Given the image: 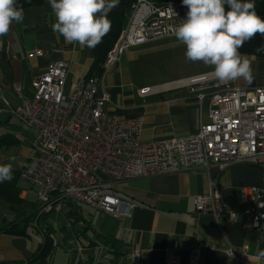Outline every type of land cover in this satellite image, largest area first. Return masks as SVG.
I'll list each match as a JSON object with an SVG mask.
<instances>
[{
    "label": "crops",
    "instance_id": "1",
    "mask_svg": "<svg viewBox=\"0 0 264 264\" xmlns=\"http://www.w3.org/2000/svg\"><path fill=\"white\" fill-rule=\"evenodd\" d=\"M24 11L23 23L13 22L8 34L0 37V164H13L14 178L8 182V192L19 201L14 205V211L0 199V228L18 223L25 216L32 215V220L37 209L33 189L19 178L20 171L37 155L34 133L20 123L13 110L22 98H32L33 77L41 74L50 63L68 62L66 92L71 91L77 79L91 73L93 63L91 49L77 43L69 44L52 31L55 17L48 0L26 7ZM127 49L101 78L98 91L103 90L109 96L105 107L109 115L140 118L142 143L191 135L200 123L209 121L208 101L205 99L199 107L195 96L186 88L174 86L176 80L151 86L136 82L132 72L133 57ZM241 54L249 58L254 79L250 84L238 79L234 85L244 89L264 86V55ZM143 87H149L151 91L140 96L138 90ZM261 180L260 166L236 162L222 170L198 165L178 172L114 183V193L134 206L129 217L114 219L110 216L118 221V227L106 235L113 241L112 249L116 248L115 253L106 256L111 261L109 264H131L133 249L140 251L139 264H166V248L175 242L178 244V262L175 264H188V249L197 245L200 247L197 264H259L257 258L264 253V227L251 228L249 216L238 215L232 221L230 213L246 208L240 203L241 191L259 186ZM210 182L219 187L224 204V214L219 219L193 210L195 197L205 194ZM80 206L82 204L70 201L40 217V223L45 225L56 245L51 264H70L77 260L83 264L84 257L95 256L98 248L95 240L103 239L104 235L100 236L98 227L87 220ZM23 212L24 216L19 218L18 213ZM75 215L80 217L81 223L72 224ZM53 218L58 222L53 224L55 231L58 230V238L48 225ZM60 222L63 224L59 225ZM31 223L27 224L28 234L0 232V264H28L41 241V236L32 232ZM80 224L84 225L85 232L82 238H76L74 232L81 230ZM84 240L86 245L83 246ZM245 247L251 257L241 259L226 253L228 249L238 252ZM75 250L80 257L77 260L72 257Z\"/></svg>",
    "mask_w": 264,
    "mask_h": 264
},
{
    "label": "built area",
    "instance_id": "2",
    "mask_svg": "<svg viewBox=\"0 0 264 264\" xmlns=\"http://www.w3.org/2000/svg\"><path fill=\"white\" fill-rule=\"evenodd\" d=\"M187 11L175 1L134 0L119 37L104 57L100 75L77 79L70 92L65 90L66 61L50 63L33 77L32 98H22L13 114L34 133L37 155L19 173L37 200L31 225L34 234L44 235L40 217L70 201L93 208L97 215L129 217L134 205L114 193L116 182L198 165L222 170L236 162L260 166L262 180L259 186L241 191L240 203L246 208L231 212L230 217L234 221L238 215L249 216L251 228L264 227V86L244 89L234 81L221 84L211 75L212 70L178 79L174 86L186 88L199 107L208 101L209 121L200 123L191 135L148 143L140 141L141 119L109 115L105 109L109 96L98 91L104 72L125 49L174 34ZM150 91L143 87L138 94L145 96ZM193 210L216 219L224 214L220 189L214 182L205 194L195 197ZM177 251L176 242L166 248V264L178 262ZM199 253V245L191 246L188 264H197ZM226 253L241 259L251 257L246 247ZM130 260L139 264L138 249L132 250ZM257 261L264 264V253Z\"/></svg>",
    "mask_w": 264,
    "mask_h": 264
},
{
    "label": "clouds",
    "instance_id": "3",
    "mask_svg": "<svg viewBox=\"0 0 264 264\" xmlns=\"http://www.w3.org/2000/svg\"><path fill=\"white\" fill-rule=\"evenodd\" d=\"M55 22L51 29L69 44L94 49L111 30L109 13L120 0H48ZM188 11L174 29L185 46V57L212 68L221 84L254 79L249 58L240 48L257 34L264 36V18L256 12L254 0H182ZM25 11L17 0H0V37L10 26L23 23ZM256 51L264 52V45ZM15 160V157L11 158ZM13 164H0V183L13 180Z\"/></svg>",
    "mask_w": 264,
    "mask_h": 264
},
{
    "label": "rangeland",
    "instance_id": "4",
    "mask_svg": "<svg viewBox=\"0 0 264 264\" xmlns=\"http://www.w3.org/2000/svg\"><path fill=\"white\" fill-rule=\"evenodd\" d=\"M171 2L175 0H164L163 2ZM162 1L159 3H163ZM179 2V1H175ZM156 3V2H155ZM182 3V2H179ZM183 4V3H182ZM125 25V24H124ZM124 27V26H123ZM127 52L133 57L132 60V72L136 82L152 85L157 83H163L166 81L177 80L186 78L188 75H195L207 71H211L212 68L204 65L202 62H191L186 59L185 46L182 45L175 37V34L163 36L158 39H153L152 41H147L138 45L130 46ZM19 204V202H18ZM66 204V203H64ZM82 212L87 220L98 227L100 231V236L108 235L113 229L118 227V221L113 220L110 216L102 214L98 217L95 212H93L89 207L82 204L80 206ZM79 209V208H78ZM37 210V209H36ZM36 213V212H35ZM97 215V216H94ZM24 216L23 213H18V217ZM68 218V217H67ZM61 220V218H56V220ZM31 220V219H30ZM32 221V220H31ZM30 221V222H31ZM40 222V221H39ZM58 223L57 221H49L48 225L54 230L55 237L58 238V230L55 231L53 224ZM74 222V220H72ZM63 223H59L62 225ZM83 224V223H82ZM32 225V223H31ZM84 226V225H83ZM80 224V233L75 231L77 237L83 236L81 232H85V229ZM44 233L47 232L45 225L41 226ZM78 228V227H77ZM49 233V232H48ZM102 238V237H101ZM42 239V237H41ZM97 244V250L95 251V256L84 257L81 262L83 264H109L111 261L107 259L106 256H111L112 254V240L109 238L97 239L95 240ZM54 243V241L52 240ZM85 240L83 246L85 244ZM86 245V244H85ZM54 246H56L54 244ZM71 246L68 244V247ZM72 257L75 259L79 257L78 252L72 251ZM105 262V263H104ZM58 264V263H57Z\"/></svg>",
    "mask_w": 264,
    "mask_h": 264
},
{
    "label": "trees",
    "instance_id": "5",
    "mask_svg": "<svg viewBox=\"0 0 264 264\" xmlns=\"http://www.w3.org/2000/svg\"><path fill=\"white\" fill-rule=\"evenodd\" d=\"M45 0H17L18 5H22L23 8L29 6L41 5ZM158 4L159 2H163L164 0H151ZM182 2V0H175ZM134 0H120L118 7L113 9L109 13V19L111 21V30L110 32L103 38L102 43L96 46L92 50L93 53V63L91 66V73L89 75H100L102 73L101 64L104 60V57L108 50L112 47L114 42L119 37L121 30L126 23L127 17L130 14L132 4ZM256 5V12L259 16L264 18V0H254ZM166 3V2H163ZM264 45V36L257 34L251 41H248L244 44L242 48L239 49L240 53H250L252 55H264V52L256 51L257 48ZM9 183L5 181L0 183V199L6 203H8L9 208L15 211L14 205L17 204L15 198L11 197L8 192ZM52 212V211H51ZM50 213V212H49ZM35 215H33L34 219ZM32 215L25 216L18 223H10L7 227L0 228V232H10L16 234H28L27 232V224L30 222ZM75 220L72 224L81 223L80 217L75 215ZM32 219V221H33ZM77 229V228H76ZM83 231V230H81ZM77 232L80 233V230ZM76 232V233H77ZM75 233V235H77ZM84 234V232H81ZM76 238H78L76 236ZM80 238V237H79ZM108 238V236H104L103 240ZM54 243L52 242V238L49 236L48 231L44 233L41 241L38 244L37 250L34 254L28 259V264H51L50 259L54 250ZM116 248H113L112 252L115 253ZM77 260V259H76ZM75 261V260H74ZM70 264H80V261L77 260L75 263L71 262ZM113 264V263H111Z\"/></svg>",
    "mask_w": 264,
    "mask_h": 264
}]
</instances>
